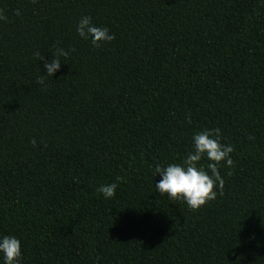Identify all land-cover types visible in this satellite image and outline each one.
<instances>
[{
  "label": "trees",
  "instance_id": "16d2710c",
  "mask_svg": "<svg viewBox=\"0 0 264 264\" xmlns=\"http://www.w3.org/2000/svg\"><path fill=\"white\" fill-rule=\"evenodd\" d=\"M0 264H264V0H0Z\"/></svg>",
  "mask_w": 264,
  "mask_h": 264
}]
</instances>
